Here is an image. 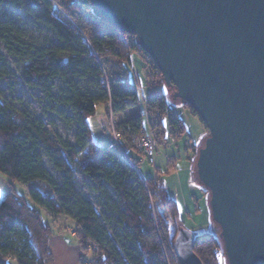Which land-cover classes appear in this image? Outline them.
<instances>
[{"label":"trees","instance_id":"obj_1","mask_svg":"<svg viewBox=\"0 0 264 264\" xmlns=\"http://www.w3.org/2000/svg\"><path fill=\"white\" fill-rule=\"evenodd\" d=\"M26 21L47 32L46 40L35 41ZM0 41L23 65L18 79L0 53V81L10 88L20 83L39 90L47 110L76 128L75 143L53 138L43 118L14 106L0 88V172L27 186L34 203L11 181L9 191L0 186V264H55L50 241L56 233L36 206L51 218L65 217L77 225V241L83 252L92 255L91 264H180L174 250L179 227L172 231L180 209L160 176L170 173V163L166 171H156L159 175L144 177L139 164L145 157L135 140L147 136L160 146L170 138H182L187 126L171 106V90L137 37L119 32L90 0H0ZM138 53L161 76L157 84L148 78L153 91L144 109L129 70ZM56 80L62 83L58 94ZM100 105L108 118L135 110L116 130L138 169L111 150V142L95 144L90 119ZM183 107L198 116L189 104ZM199 148L191 147L194 161ZM45 157L59 177L50 172ZM77 165L99 194L103 211L78 190ZM104 223L116 230L110 232ZM195 253L203 264L227 263L221 237H197Z\"/></svg>","mask_w":264,"mask_h":264},{"label":"water","instance_id":"obj_2","mask_svg":"<svg viewBox=\"0 0 264 264\" xmlns=\"http://www.w3.org/2000/svg\"><path fill=\"white\" fill-rule=\"evenodd\" d=\"M134 34L171 90L209 130L195 168L227 264H264V0H90ZM179 227L180 264H203Z\"/></svg>","mask_w":264,"mask_h":264},{"label":"rangeland","instance_id":"obj_3","mask_svg":"<svg viewBox=\"0 0 264 264\" xmlns=\"http://www.w3.org/2000/svg\"><path fill=\"white\" fill-rule=\"evenodd\" d=\"M25 24L29 33L34 36L35 41L43 42L46 40L48 36L47 32L36 30L27 21ZM0 53L8 61L12 73L19 79L23 72V65L16 58L8 54L5 44L1 41ZM134 62L135 64L129 67L131 73L130 79L137 85L141 98L140 108L144 109L145 103L151 97L153 91L152 87L148 85V78L150 77L149 80L153 84H157L156 82L160 81L161 76L155 71L149 59L142 54H134ZM61 87V81L56 80L54 82V92L58 94ZM0 88L4 91L5 97L14 106L20 110H26L34 116L43 118L53 138L59 136L64 140L75 143L76 128L67 126L54 113L47 110L48 102L39 90L26 87L20 83H16L13 88H10L4 81H0ZM169 102L185 122L187 133L176 141H172L170 138L168 142L160 145L156 163L152 165L146 160L142 161L139 164V172L146 178H153L157 174L156 171H166L168 162H170V173L160 176L164 180L169 195L177 201L180 209V216L174 223L172 222V231H177L178 227H183L193 232L198 238L206 235L220 238L221 228L212 219L210 196L206 194L205 186L199 180L195 168V155L191 149L194 145H203L204 136L209 134V130L199 115L197 116L188 108L183 107V102L179 105L173 104L170 100ZM134 112V109H129L125 114L115 116L112 114L108 118L104 107L100 105L96 116L90 119L91 132L95 144L97 146H107L110 144L113 140L112 125L116 128V125L120 121L131 117ZM45 162L50 172L54 176L59 177L60 173L54 170L46 157ZM10 181L8 177L0 172V186L2 189L9 191L10 183L12 182ZM76 181L78 190L85 197L92 200L99 210L103 211L99 194L93 190L89 180L80 172L78 165L76 166ZM12 185L17 192L27 197L30 204H34L29 199L27 186L19 182H12ZM36 207L42 212L45 222L51 224L56 233L50 241V248L55 258V264H91L92 255L83 252V247L77 241V225L71 219H66L65 217L51 218L38 206ZM106 226L110 229V232L116 230L113 224H106ZM64 240L70 246L68 251H65L66 244ZM115 245L118 248L121 247L117 243ZM9 264L15 263L11 261ZM223 264L227 263L224 262Z\"/></svg>","mask_w":264,"mask_h":264},{"label":"built area","instance_id":"obj_4","mask_svg":"<svg viewBox=\"0 0 264 264\" xmlns=\"http://www.w3.org/2000/svg\"><path fill=\"white\" fill-rule=\"evenodd\" d=\"M112 138L113 141L110 144V149L113 150L114 152L120 153L122 154L125 158H127L130 163L136 168L138 169V166H136L128 157V155L125 153V151L123 150L122 147V137L119 134V132L116 130V128L114 127V125H112ZM135 144L138 148L139 151H141L144 154L145 160L150 163V164H155L156 163V157L158 154V143L156 140L144 136L141 138H137L135 140Z\"/></svg>","mask_w":264,"mask_h":264},{"label":"crops","instance_id":"obj_5","mask_svg":"<svg viewBox=\"0 0 264 264\" xmlns=\"http://www.w3.org/2000/svg\"><path fill=\"white\" fill-rule=\"evenodd\" d=\"M135 64V62H134V59H133V64L132 65H134ZM172 139V141H176V139H173V138H171ZM168 163H170V162H168ZM65 241V240H64ZM65 244H66V250L65 251H68V248L70 247V246H68L69 244L65 241Z\"/></svg>","mask_w":264,"mask_h":264}]
</instances>
